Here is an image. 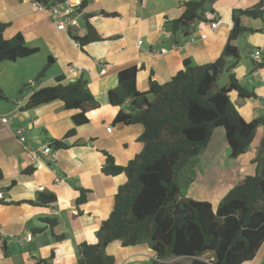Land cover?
I'll return each instance as SVG.
<instances>
[{"label": "crops", "instance_id": "0c3cea01", "mask_svg": "<svg viewBox=\"0 0 264 264\" xmlns=\"http://www.w3.org/2000/svg\"><path fill=\"white\" fill-rule=\"evenodd\" d=\"M66 1L75 9L78 28L68 25L65 30L58 29V20L35 10L32 0H0V21L8 24L4 37L21 34L28 46L39 49L32 56L0 64V227L4 232H0V264H33L51 256L52 264H78L79 245L97 242V230L109 217L119 186L127 180L125 173H103L104 152L111 154L117 165L125 166L143 146L139 141L143 124L115 121L121 109L128 111L109 102L108 92L117 85L118 72L139 66L137 87L145 91L151 76L163 84L186 59L194 64L215 61L233 27V10L253 7L259 0H212L206 6V38L201 37L197 25L187 36H172L168 22L179 18L184 2L190 0ZM103 10L118 15L103 16ZM84 14H91L87 22L103 39L89 42L82 49L71 30L85 35ZM211 21L217 22L215 28L210 27ZM241 23L254 31L244 32L234 41L239 59L230 71L223 72L226 76L221 86L228 85L229 74L233 73L243 87L256 93L257 98L230 93L239 113L251 121L264 118V67L257 68L258 61L252 57L264 46V16L255 19L244 15ZM49 57L53 63L46 77L34 82ZM263 58L264 53L259 62ZM82 72L100 106L88 113L87 123L77 126L76 133L65 139L67 147L58 149L57 159L51 161L42 154V148L75 127L73 116L80 110L65 107L61 100L34 108L25 105L35 90L57 84L58 76H64L66 83ZM26 83L30 86L23 88ZM4 117L7 123L2 121ZM263 135L264 127L260 126L246 152L232 158L225 130L214 131L182 179L187 187L183 189L185 197L209 201L216 208L240 180L256 174ZM60 179L63 184L57 183ZM81 189L86 190V198L77 203ZM40 192L54 194L56 202L48 206L26 202L35 200ZM53 217L60 221L57 232L65 233L62 240L54 237L44 221ZM38 227L43 230H35ZM28 234L30 239L26 238ZM106 251L115 257V264H151L156 260L148 243L123 246L113 241ZM260 253L264 255V244L255 258L244 264H264L263 257L257 261Z\"/></svg>", "mask_w": 264, "mask_h": 264}, {"label": "trees", "instance_id": "16d2710c", "mask_svg": "<svg viewBox=\"0 0 264 264\" xmlns=\"http://www.w3.org/2000/svg\"><path fill=\"white\" fill-rule=\"evenodd\" d=\"M54 6L66 0H34ZM212 0H190L183 4L182 15L169 21L172 36L191 34L195 25L206 22V6ZM83 7V4L81 5ZM264 0L253 7L233 10V27L221 56L213 62L194 64L183 61L182 68L167 82L161 84L153 76L149 87L141 91L137 87L140 67L132 65L118 72V83L108 92L113 106H125L115 121L126 124L141 123L144 131L139 136L143 146L127 165L120 166L108 152L102 171L106 175L125 173L127 180L120 185L113 209L97 230V242H82L78 250V264H115V257L106 251L113 241L123 246L148 243L156 255L151 264H181L165 262L175 257L191 259L189 264H244L253 260L264 244V162L254 175H246L213 208L211 202L182 195L180 175L208 145L213 131L223 128L230 148V156L236 158L251 145L257 129L264 127V118L245 120L231 100L230 93L236 91L242 98H257L254 91L243 87L235 74H229V83L215 88L220 75L230 71L239 59V50L234 41L244 32L254 31L241 23L242 16L255 19L264 16ZM77 9V13L80 12ZM101 15L112 17L117 12L101 11ZM84 14L86 33L71 34L84 46L103 38ZM7 23L0 21V64L14 62L36 54L39 49L26 44L21 34L11 39L4 37ZM229 59H233L229 62ZM53 58L49 57L34 78L39 83L46 77ZM264 67V58L256 63ZM64 76L57 77V84L35 90L26 108H34L54 100H61L65 107L79 109L73 116L75 127L63 138L53 139L55 149L66 148L65 139L73 136L77 126L88 121V113L100 104L89 89V80L81 73L73 81L64 83ZM30 86L24 84L23 88ZM0 92V96H1ZM264 148V135L260 144ZM3 173L0 170V181ZM8 189V188H7ZM85 191L77 203L85 201ZM34 205H53L56 196L40 192ZM54 237L65 238L58 218H46ZM35 230L41 231L42 227ZM48 259L33 264H52Z\"/></svg>", "mask_w": 264, "mask_h": 264}, {"label": "built area", "instance_id": "2783aa9c", "mask_svg": "<svg viewBox=\"0 0 264 264\" xmlns=\"http://www.w3.org/2000/svg\"><path fill=\"white\" fill-rule=\"evenodd\" d=\"M33 1V6L35 8V10H39V11H45L49 14H51L54 18H56L58 20V29H67L68 25L78 28L80 27V24L77 20V16H75L74 10L72 8V6L70 5L69 2L65 1L63 3L54 5V6H47L41 2H37V1ZM210 27L211 28H215L217 26V22L216 21H211L210 22ZM197 28L199 29V31H201V37L202 38H206L207 34L204 31V29L206 28V22H199L197 24ZM141 43V41H139ZM264 53V46L263 47H259L257 48L253 53H252V57L257 60L259 62L261 55ZM79 69V68H78ZM81 69V68H80ZM74 71V70H73ZM2 121L4 123L8 122V118L4 117L2 118ZM108 130H111V127L108 128ZM42 154L49 156L51 161H54L57 159L58 157V149L53 148V146L51 144H47L45 145L42 150H41ZM33 158H36L37 156L34 154L32 155ZM58 184H63V179L58 180L57 182ZM0 232L4 233L2 228L0 227ZM27 239L31 238V235L28 234V236L26 237Z\"/></svg>", "mask_w": 264, "mask_h": 264}, {"label": "rangeland", "instance_id": "374dc122", "mask_svg": "<svg viewBox=\"0 0 264 264\" xmlns=\"http://www.w3.org/2000/svg\"><path fill=\"white\" fill-rule=\"evenodd\" d=\"M242 35V34H241ZM243 36V35H242ZM225 72V71H224ZM225 73H222L221 75H220V78L218 79V81H217V84H216V86H215V88L216 89H218L219 87H221V85H222V83H223V81H224V78H225ZM218 87V88H217ZM217 130H223V129H221V128H217V129H215L214 131L215 132H217ZM214 131H213V133H214ZM215 138H216V135H215ZM258 143H259V141H258ZM186 174H187V171H183L182 172V174L180 175V178H179V183H180V186H181V192H182V195L183 196H185L184 194H183V189L184 188H187L186 186H184V184H183V181L184 180H182L185 176H186ZM199 191H200V188H199ZM216 207V206H215ZM262 254L263 253H260L259 255H258V257H257V261L258 260H261L262 259V257H263V259H264V255L262 256ZM169 262H177V263H181V264H189L190 262H191V259L190 258H187V257H176V258H174L173 260H170Z\"/></svg>", "mask_w": 264, "mask_h": 264}, {"label": "water", "instance_id": "95a60500", "mask_svg": "<svg viewBox=\"0 0 264 264\" xmlns=\"http://www.w3.org/2000/svg\"><path fill=\"white\" fill-rule=\"evenodd\" d=\"M259 159H260V166L262 167L264 162V148L260 150L259 152Z\"/></svg>", "mask_w": 264, "mask_h": 264}]
</instances>
